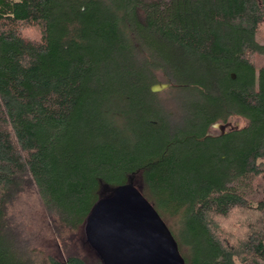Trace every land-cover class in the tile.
<instances>
[{"label":"trees","instance_id":"1","mask_svg":"<svg viewBox=\"0 0 264 264\" xmlns=\"http://www.w3.org/2000/svg\"><path fill=\"white\" fill-rule=\"evenodd\" d=\"M260 38L264 0H0V264H36L7 225L23 189L78 231L138 172L186 264H264ZM162 83L187 104L161 105Z\"/></svg>","mask_w":264,"mask_h":264},{"label":"water","instance_id":"2","mask_svg":"<svg viewBox=\"0 0 264 264\" xmlns=\"http://www.w3.org/2000/svg\"><path fill=\"white\" fill-rule=\"evenodd\" d=\"M168 88L170 84H157L152 92ZM225 127L219 123L213 126L222 134ZM102 185L106 190L84 229L87 243L102 264H186L177 240L134 177L120 186Z\"/></svg>","mask_w":264,"mask_h":264},{"label":"rangeland","instance_id":"3","mask_svg":"<svg viewBox=\"0 0 264 264\" xmlns=\"http://www.w3.org/2000/svg\"><path fill=\"white\" fill-rule=\"evenodd\" d=\"M23 35L33 41H40L41 39V32L38 28L24 29ZM259 42L264 46V38H260ZM255 60L258 66L263 65L264 54L260 57L257 56ZM171 89L168 88L162 92L155 93L161 105L163 103L164 107L173 108V104H187L185 94L175 91L171 92ZM179 122L183 124L180 120H171L172 125L177 126ZM221 124H225V132H228L234 128L245 127L246 121L241 118H232L227 123ZM210 134L214 136L220 135L221 131L213 128ZM131 177L135 178L137 187L140 188L144 197L154 206L179 244L174 224L163 216L161 209L151 200V191L148 188L145 172H138L133 176H129L127 182ZM105 190L104 186L101 185L98 192L99 196ZM85 223L78 231L62 228L57 230L44 209L38 193L32 186L16 194L9 203L7 210V225L10 232L14 234L13 237L15 243L17 242V248L26 256L29 254L36 264H50L51 259L63 260L70 254L79 255L91 264H95L97 255L86 241ZM232 224L233 222L231 221L229 226Z\"/></svg>","mask_w":264,"mask_h":264}]
</instances>
